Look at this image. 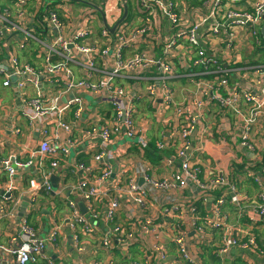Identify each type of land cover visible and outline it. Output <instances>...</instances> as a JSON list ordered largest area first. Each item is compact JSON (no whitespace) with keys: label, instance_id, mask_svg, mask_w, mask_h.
<instances>
[{"label":"built area","instance_id":"obj_1","mask_svg":"<svg viewBox=\"0 0 264 264\" xmlns=\"http://www.w3.org/2000/svg\"><path fill=\"white\" fill-rule=\"evenodd\" d=\"M105 1V15L120 16L129 2L140 8L132 24L129 15L114 32L103 25L98 36L94 9L65 21L58 3L42 11L44 0H0V85L20 102V110L7 112L0 95V155L21 136L36 144L31 156L0 160L8 177L0 224L18 225L7 243L0 232V264H56L63 236L80 264H206L205 247L213 262L228 260L220 264H235L233 249L264 257V168L219 165L207 176L203 148L191 140L195 132L194 140L212 135L209 115L218 107L242 120V145L259 150L251 135L264 122V61L242 68L255 84L249 88L231 81L230 62L264 48V0ZM182 81L193 88L179 94ZM154 130L156 149L147 147ZM119 138L134 141L112 154L109 146ZM81 140L89 143L91 161H66L60 173ZM27 168L35 169L28 184L13 183ZM53 175L63 182L57 189ZM246 181L259 191H242ZM54 197L65 199L64 209ZM43 209L49 214L41 234Z\"/></svg>","mask_w":264,"mask_h":264},{"label":"crops","instance_id":"obj_2","mask_svg":"<svg viewBox=\"0 0 264 264\" xmlns=\"http://www.w3.org/2000/svg\"><path fill=\"white\" fill-rule=\"evenodd\" d=\"M177 1L183 4H187V5L195 4V5L201 6L202 4L200 0H177ZM44 3L45 5H43V7H42V2H40V5H39L42 11L44 10V8L52 9L55 6V4L57 3L58 5L60 4L62 8V10L60 11V14H61L60 16L61 18L63 16L65 21H67L68 20L67 18L69 17H73V16L76 17V15L79 14L78 12H80V10L81 11L82 10L91 11L94 9L99 15V21L97 22L98 27L100 28V26L104 25L103 14L99 9H101L103 13H105L104 11V5L106 3L105 0H97V1H93V0H44ZM74 5H78V9H76ZM125 6L127 7V11H128L126 18L129 15H131L130 14L131 9H132V12H134L135 14L138 12V8H140V5L138 3L129 2V4L127 5L125 4L122 7V12L120 16L118 15V10L109 12L108 15L107 14L105 15V17L110 27H113L117 23V21H119L123 17ZM126 18L123 19L121 23L125 21ZM78 23H81V20H78ZM95 30H96V27H95ZM222 46L219 48H222ZM257 49H260V48H257ZM256 50L255 51H251V50L245 51L242 54H239L237 56L238 61L230 62L231 66L235 67V70L231 76V81L235 82L240 87L249 88L251 86L253 87L255 86L253 82L249 81L247 74L244 73V70L242 68L248 65L257 64L255 63V61L258 59V57H260V59L264 61V56H256ZM216 52L220 53L221 50L216 49ZM186 82L187 81H182L181 83H179L178 85L179 94H181L182 90L186 91L187 89L193 88L192 86L187 84L188 82L187 83ZM0 95L2 96L4 104H5L4 106L5 111L7 112L12 111L13 108L16 110H20L19 109L20 102H19L17 92L3 88L0 85ZM86 99L87 101H89L90 106L92 107L91 98L89 99L88 97H86ZM216 108L217 109H215V111L211 115H209L210 121L208 125L210 128V133H212V135L204 139L203 141L200 140L199 136L196 138V140H194L196 136V132H195V135L193 133L194 138L191 139L194 147L203 148V154H200L199 157L201 158L202 167L207 176H209L208 174L210 171L214 170L219 165H222L225 167H230L231 165V168H234L232 166L236 163L245 164V167H247L248 164L252 165L260 159V155L262 156V153L264 152V122L263 121H260L261 123L253 127L252 135H251L252 141L256 144V147H259V150L258 151L256 150L254 153H251L247 150L246 146L242 145L241 143L242 141V138H241L242 122L241 121L242 120L238 121L235 115L229 111L221 110L218 107ZM21 137H25V138L19 137V143H17L16 145L8 141L5 147H3L2 154L0 155V160L2 158H6L9 156L13 157L16 152L20 153V155L23 154V156H26V157L32 155V150L35 148L36 144L28 141L26 136H21ZM151 137L159 138L158 134L156 133V130L152 131L149 134V139H151ZM166 140L168 141L169 139H166ZM133 141L134 140L128 139V138L116 139L114 140L113 143L110 144L109 151L112 154H115L118 149L119 151H121L123 147H128L130 144H133ZM80 142H83V143L77 145L75 148L72 149L70 153V157L63 159L62 166L59 168L60 173L63 174L66 172V167H67V165L65 164L66 161L74 165V162H76V160L80 156H82L81 158L85 157L88 162L91 161L89 156L86 154V150H89V143L84 142L83 140H81ZM98 145H101V143L98 142ZM75 154H77L76 159L74 156ZM161 166L162 165L158 166L160 167L159 169L163 168ZM28 169L29 168L25 169V171H21L18 177L14 176L13 179L15 180L13 181V183H16V185L19 183V185H21L22 187H23V184L26 186L25 184L27 181L26 176L29 173H32L33 175H35L34 174L35 169L34 170H31V169L28 170ZM6 176H7L6 173L2 172L1 166H0V191H2L4 184L6 182V181L5 182L2 181L1 179L2 177L6 178ZM237 176H235V182H236ZM78 179L77 180L71 179L72 180L71 182L76 183ZM62 184L63 182L61 179L60 186ZM252 185L255 186L254 183ZM241 186L242 184H239L240 188ZM242 191L247 192L246 190H242ZM256 192L257 191L255 192L253 191L251 195L255 194ZM20 193L21 191L18 192L19 195ZM70 197H72V195ZM23 203H21L19 207V210H18L19 215H23V213L27 210L28 202L26 201V199L23 201ZM64 208L65 207L63 206L61 209H64ZM44 213H45V217L43 218V223L41 224V230H40L41 234H44L47 231L45 222H46V216L48 214L46 212ZM0 232H1L2 241L4 243H7L9 241L10 233L11 234L18 233L17 222L7 224V221L3 220L0 224ZM65 232L67 236L72 233L70 229H66ZM261 234L264 236V229L261 232ZM62 239H64L63 241H66V243H64L63 245L61 244L62 253H60V255H54V257L56 256L55 257L56 264H80L78 256L72 247V242L70 238L66 237L65 239L63 236ZM83 239L87 240L89 238L87 236H84ZM208 249L209 247L207 248L205 247L202 253V257L205 263L206 264H220V262L214 263L212 260H210L211 257H210V254L208 253ZM48 250H51V249L48 248ZM197 250L199 251L200 248H197ZM204 253H207V254L203 256ZM243 257L244 258L250 257V260L252 261L253 264H264V257H259L256 254H254V256L243 254L242 251L237 250V249L231 250L229 254V261L234 262L235 264H245V262L241 259ZM222 260L225 261L227 259L224 257L222 258Z\"/></svg>","mask_w":264,"mask_h":264},{"label":"trees","instance_id":"obj_3","mask_svg":"<svg viewBox=\"0 0 264 264\" xmlns=\"http://www.w3.org/2000/svg\"><path fill=\"white\" fill-rule=\"evenodd\" d=\"M61 15V14H60ZM62 19L63 20H65L64 18H63V16H62ZM101 27L102 26H100V28L98 27V24L96 25V32H97V35L98 36H100L101 35V31H102V29H101ZM97 28H98V30H97ZM262 42L264 43V39H263V37H262ZM260 49H264V48H260ZM180 72H183V70H180ZM157 139H159V138H156V137H151V139H150V141H149V143H148V146L147 147H150V148H152V149H156V145H157ZM153 156V155H152ZM82 156H80L79 158H81ZM155 160H158V158H156ZM236 165V167L238 168H243L244 166H245V164H241V163H236L235 164ZM252 168H254L255 170H257V171H260V170H262L263 168H264V152L262 153V159L259 161V162H256V163H254V164H252V165H250ZM31 176H33V174L32 173H29L27 176H26V183L28 184V180L30 179V177ZM2 181H7L8 180V177L6 176V178L5 177H2V179H1ZM242 184V186H241V190H246L247 191V193H249L250 195H251V193L254 191H259V189H260V187H258V184H255V186L254 185H252L253 184V182L252 181H246V182H243V183H241ZM43 191V190H42ZM220 189H219V191L217 192V194L218 193H220ZM43 193V195H44V197L46 198V199H48V197L47 196H45V193H44V191L42 192ZM54 199L56 200V202H57V208L58 209H61L63 206L65 207L66 206V203H65V199L64 198H62V197H54ZM45 200V199H44ZM208 253L210 254V256H211V253H212V249H208ZM207 253H204L203 254V256H205ZM222 259H221V257L220 256H217L216 257V259L214 260V263H216V262H220Z\"/></svg>","mask_w":264,"mask_h":264},{"label":"water","instance_id":"obj_4","mask_svg":"<svg viewBox=\"0 0 264 264\" xmlns=\"http://www.w3.org/2000/svg\"><path fill=\"white\" fill-rule=\"evenodd\" d=\"M99 10H100V11L102 12V14H103V22H104V25H105L106 27H108V28L110 29L111 32H114V31H115V29L117 28V26L121 23V21H122L123 19L126 18L127 14H128L127 7L125 6V11H124V15H123V17H122L119 21H117V23H116L113 27H110V26L108 25V23H107V20H106V17H105V13H103V11H102L101 9H99ZM261 34H262V37H263V39H264V25L262 26ZM194 135H195V133H194ZM192 138H194V137H192ZM191 148H192V147H191ZM113 175H114V173H113ZM59 181H60V177H59V176H57V175H53V176H52V178H51V182H52V185H53V188H54V189H57V188H58V186H59ZM80 207H81V210H82L83 212L86 211V208H85V206H84L82 203H81ZM43 211L46 212L47 214H49V210H48V209H43Z\"/></svg>","mask_w":264,"mask_h":264},{"label":"rangeland","instance_id":"obj_5","mask_svg":"<svg viewBox=\"0 0 264 264\" xmlns=\"http://www.w3.org/2000/svg\"><path fill=\"white\" fill-rule=\"evenodd\" d=\"M93 1H97V0H93ZM74 7L76 8V9H78V5H74ZM130 17H129V19H128V23L129 24H132L133 23V15H132V9H131V11H130ZM138 18L139 17H135V20H138ZM256 54L258 55V56H264V49H257L256 50ZM259 61H262V59H259L258 60V62ZM103 106H105V107H103ZM99 108H106V109H112V104H110V103H102V105L101 106H99Z\"/></svg>","mask_w":264,"mask_h":264}]
</instances>
